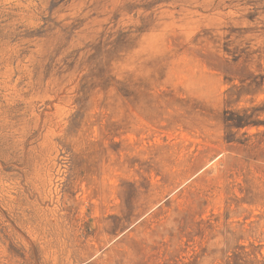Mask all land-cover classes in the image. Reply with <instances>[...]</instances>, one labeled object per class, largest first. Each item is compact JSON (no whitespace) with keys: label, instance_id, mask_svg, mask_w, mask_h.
<instances>
[{"label":"rangeland","instance_id":"obj_1","mask_svg":"<svg viewBox=\"0 0 264 264\" xmlns=\"http://www.w3.org/2000/svg\"><path fill=\"white\" fill-rule=\"evenodd\" d=\"M0 264H264V0H0Z\"/></svg>","mask_w":264,"mask_h":264}]
</instances>
